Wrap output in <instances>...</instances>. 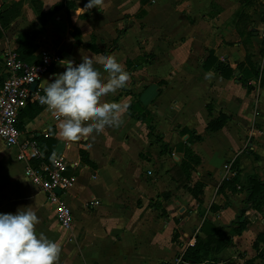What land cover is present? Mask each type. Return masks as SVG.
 <instances>
[{"label": "crops", "instance_id": "obj_1", "mask_svg": "<svg viewBox=\"0 0 264 264\" xmlns=\"http://www.w3.org/2000/svg\"><path fill=\"white\" fill-rule=\"evenodd\" d=\"M10 1L22 9L0 39V89L5 53L35 30V55L55 57L42 89L65 71L64 60L78 65L83 56L107 78L101 60L114 55L130 79L101 100L126 106L121 125L76 142L59 135L47 106L30 104L18 116L23 140L63 158L76 178L63 196L71 229L58 225L1 140L0 213L35 211L37 232L62 245L58 264H174L196 234L204 238L205 224L231 239L218 264H263L264 244L257 252L253 243L264 208L247 207L244 188L251 176L264 181V0H104L82 14L88 0H0V8ZM217 119L222 126L210 131ZM187 153L199 160L188 179ZM84 178L98 182L99 197H86ZM226 181L233 190L218 192ZM196 184L204 186L197 199ZM242 210L246 227L236 236Z\"/></svg>", "mask_w": 264, "mask_h": 264}, {"label": "clouds", "instance_id": "obj_2", "mask_svg": "<svg viewBox=\"0 0 264 264\" xmlns=\"http://www.w3.org/2000/svg\"><path fill=\"white\" fill-rule=\"evenodd\" d=\"M104 0H88L81 14L102 7ZM65 71L53 74V82L43 89L40 102L59 121V135L76 142L90 134H99L106 127H119L126 106L101 102L103 97L124 88L130 76L114 55L102 57L107 78L91 57H82L78 65L64 60ZM15 214L0 213V264H58L62 245L38 233L35 211L28 207Z\"/></svg>", "mask_w": 264, "mask_h": 264}, {"label": "built area", "instance_id": "obj_3", "mask_svg": "<svg viewBox=\"0 0 264 264\" xmlns=\"http://www.w3.org/2000/svg\"><path fill=\"white\" fill-rule=\"evenodd\" d=\"M261 38L264 41V33ZM35 57V62L30 64L21 61L14 51L6 52L3 57L5 78L0 89V140L8 150L16 152L18 162L25 164V179L45 194L55 210L58 225L70 230L73 225L72 211L63 196L74 187L76 178L66 175L69 166L63 158L54 156L48 162L44 161L45 154L39 144L34 140H23L17 128L18 116L28 105L46 106L40 102L44 92L38 85L49 76L55 57L46 51H40ZM34 85L36 87L32 89ZM148 176L151 177L152 172H148ZM56 191L61 194L57 195ZM92 206L99 207L100 202L95 201ZM194 244L195 238L190 246ZM181 263L182 259L174 262Z\"/></svg>", "mask_w": 264, "mask_h": 264}, {"label": "trees", "instance_id": "obj_4", "mask_svg": "<svg viewBox=\"0 0 264 264\" xmlns=\"http://www.w3.org/2000/svg\"><path fill=\"white\" fill-rule=\"evenodd\" d=\"M22 2L21 1H10L7 4H4L0 8V39L3 36V33L9 29V27L21 16ZM44 17V16H43ZM42 18V17H41ZM45 19V17H44ZM39 19L41 26L44 25L45 20ZM39 35V31L35 30L31 34H21L17 39V49L15 53L18 58L25 63L35 62V50H36V39ZM4 80V78H3ZM2 80V83H3ZM261 85H264V79L260 80ZM222 126V123L219 122V119L211 122L209 125L210 131H217ZM17 128L21 131L20 126L17 123ZM50 154L44 155V161H49ZM81 159L85 163H89L87 160V155L84 152H81ZM186 159L188 161L183 162L182 168L185 173L186 178L190 176V171H192L193 166L199 164V160L187 153ZM36 163H34L35 165ZM231 182H223L218 192H223L225 189H232ZM204 186L202 184H196L194 189L191 191L192 195L197 199L198 196L202 193ZM231 190V191H232ZM235 190V189H234ZM246 191L247 199L246 206L252 207L257 211L264 208V181H260L256 176H251L248 178L247 186L244 188ZM245 211H240L239 216L235 222H232L233 226H236L234 230L236 236H240L242 231L246 227V222L244 220ZM201 233L204 235V238H201L199 235L195 236V244L189 246L183 256L182 262L184 264H218L219 259L218 255L229 246L231 239L230 237L224 235L221 229H215L212 226L205 224L201 229ZM264 244V232L260 234L253 243V249L258 252L259 246ZM257 258L263 260L264 253H260ZM264 264V262H263Z\"/></svg>", "mask_w": 264, "mask_h": 264}, {"label": "rangeland", "instance_id": "obj_5", "mask_svg": "<svg viewBox=\"0 0 264 264\" xmlns=\"http://www.w3.org/2000/svg\"><path fill=\"white\" fill-rule=\"evenodd\" d=\"M262 51L264 53V45H263V48H262ZM7 162H10L9 161V158H8V154L6 155V159H5ZM78 174V173H77ZM85 182L83 183V185H85V187L83 189L87 190L88 192L86 193V197L90 199H94L99 197V194L98 193H95L97 191V188H95L94 186L98 183L97 181L96 182H92L91 179H87V178H84ZM89 182H92L91 184Z\"/></svg>", "mask_w": 264, "mask_h": 264}, {"label": "water", "instance_id": "obj_6", "mask_svg": "<svg viewBox=\"0 0 264 264\" xmlns=\"http://www.w3.org/2000/svg\"><path fill=\"white\" fill-rule=\"evenodd\" d=\"M36 86L34 85V86H32V89H34ZM57 195H60L61 193H60V191H56L55 192Z\"/></svg>", "mask_w": 264, "mask_h": 264}]
</instances>
